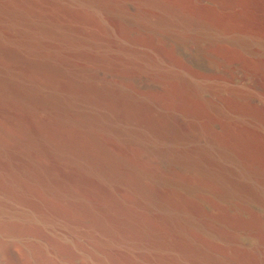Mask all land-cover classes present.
<instances>
[{"label":"rangeland","instance_id":"1","mask_svg":"<svg viewBox=\"0 0 264 264\" xmlns=\"http://www.w3.org/2000/svg\"><path fill=\"white\" fill-rule=\"evenodd\" d=\"M18 1L57 37L0 33V264H264V187L209 143L264 160V0Z\"/></svg>","mask_w":264,"mask_h":264},{"label":"bare ground","instance_id":"2","mask_svg":"<svg viewBox=\"0 0 264 264\" xmlns=\"http://www.w3.org/2000/svg\"><path fill=\"white\" fill-rule=\"evenodd\" d=\"M80 2H83V1L80 0ZM176 8L179 9L178 11L181 12L182 18L184 20H187L190 18L188 14L185 12V10H183V8L179 7L178 5L176 6ZM42 14L44 13L41 12L39 6H37V3L25 4V3H20L18 0H0V33L4 38L8 39L11 42H14L19 49L29 50V51H39L40 48L41 49L43 48V45L46 44L48 40H54L57 37V33L55 29L56 27L51 28L49 25L45 26L44 23H48L47 22L48 19H44ZM195 19L199 22L203 20V22L206 23L207 26L210 25L212 28L216 30H223L225 28L224 26H222V24L220 25L213 21L207 20L208 18L204 19V17L202 18L200 16L195 15ZM226 31H229V30H226ZM223 32H225V30ZM230 32H237V33L245 34L243 31L242 32L236 31V29L234 31L231 30ZM248 34L253 35V33H248ZM259 37L261 39V36ZM177 91H178L177 92L178 96L172 89L171 90L168 89V92L166 95L169 97V99H171V97L172 99L173 97H176V98L178 97L180 98V101L183 100L185 104H187L188 106L191 105V102L189 101V99L185 98V96H184L185 98L184 100L183 92L181 90H177ZM165 96L163 98H165ZM173 100H175V98ZM109 111L111 110L109 109ZM209 143L212 146L215 144L221 150V155L218 153V157L219 158L221 157L222 159H224V162L226 163L228 162L229 164L234 166L242 174L244 180L246 179L247 181L252 182L256 184L257 186L264 187V160L262 159L263 157L262 153H259L258 151L256 139L253 137V135L251 136L250 133H248L247 131H242L236 136H228L223 140L221 138L216 139V141H214V139L209 140ZM228 169L232 171V168H228ZM243 188L247 189V185L246 186L241 185V189Z\"/></svg>","mask_w":264,"mask_h":264}]
</instances>
